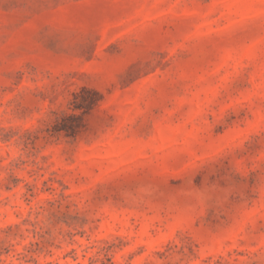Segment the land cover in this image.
Instances as JSON below:
<instances>
[{"label": "rangeland", "instance_id": "374dc122", "mask_svg": "<svg viewBox=\"0 0 264 264\" xmlns=\"http://www.w3.org/2000/svg\"><path fill=\"white\" fill-rule=\"evenodd\" d=\"M0 264H264V0H0Z\"/></svg>", "mask_w": 264, "mask_h": 264}]
</instances>
